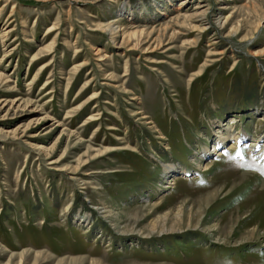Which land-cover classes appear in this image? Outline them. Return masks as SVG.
<instances>
[{"label":"rangeland","instance_id":"obj_1","mask_svg":"<svg viewBox=\"0 0 264 264\" xmlns=\"http://www.w3.org/2000/svg\"><path fill=\"white\" fill-rule=\"evenodd\" d=\"M93 263L264 264V0H0V264Z\"/></svg>","mask_w":264,"mask_h":264},{"label":"bare ground","instance_id":"obj_2","mask_svg":"<svg viewBox=\"0 0 264 264\" xmlns=\"http://www.w3.org/2000/svg\"><path fill=\"white\" fill-rule=\"evenodd\" d=\"M106 29H108V31L110 32V34L111 35H114V33H113V31L115 30V29H112V25H108L107 26V28ZM123 36H126V34L125 35H123ZM124 42V41H123ZM230 130H231V128H228L227 130H226V132H225V134H223V133H220L221 135L218 137V141H217V145H218V147L217 146H213V150L212 151H207V152H205L204 151V154H203V157L202 158H205L206 156H211V155H217L218 153H219V149H220V147L223 145V144H225L226 143V141L228 140V141H231V142H229V149L230 148H233L234 147V142L236 141V138L237 137H234V136H232L231 135V133H230ZM205 168H209V167H205ZM179 174V172H178V170H177V168H175L174 166H171V167H165V169H164V172H163V175H162V177L164 178H166V179H170V178H176V176ZM170 177V178H169ZM212 195V194H211ZM210 195V196H211ZM209 195H208V197H210ZM213 198V197H212ZM211 199V198H210ZM202 201H203V203H206L208 200H209V198H205V199H201ZM183 213V211L180 209V208H178V214H176V215H174L175 216V218H176V220L175 221H171V220H169V221H171L170 223H171V226H170V228H169V226H168V229L166 228H163L162 226V228H160V230L158 231V233H160V232H163V231H169V232H172V231H174V232H187L188 230H194L196 227H199V226H201L202 225V221H201V219H198V220H196L195 221V225L194 226H189V224H187L186 226H185V228H182V227H180L179 225H180V221H182V219H181V217H182V214ZM168 216V215H167ZM187 216V215H186ZM166 217V216H165ZM188 217V216H187ZM188 219V218H187ZM184 220V219H183ZM187 221V220H186ZM182 223H183V221H182ZM186 223V222H185ZM192 223V222H191ZM165 226V225H164ZM167 227V226H166ZM190 232V231H189ZM255 230L253 229L252 230V232H251V236H254L256 233H257V231L255 232ZM241 242V241H240ZM239 243V242H238ZM94 264V263H93Z\"/></svg>","mask_w":264,"mask_h":264}]
</instances>
